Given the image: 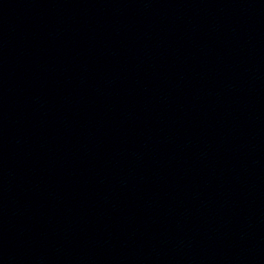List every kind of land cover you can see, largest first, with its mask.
Instances as JSON below:
<instances>
[{"label":"water","instance_id":"water-1","mask_svg":"<svg viewBox=\"0 0 264 264\" xmlns=\"http://www.w3.org/2000/svg\"><path fill=\"white\" fill-rule=\"evenodd\" d=\"M0 264H264V0H0Z\"/></svg>","mask_w":264,"mask_h":264}]
</instances>
